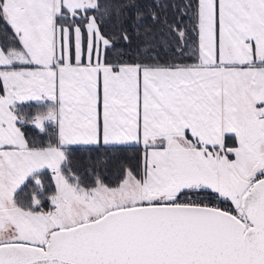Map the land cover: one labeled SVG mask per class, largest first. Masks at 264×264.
<instances>
[{
    "label": "snow or ice",
    "instance_id": "1",
    "mask_svg": "<svg viewBox=\"0 0 264 264\" xmlns=\"http://www.w3.org/2000/svg\"><path fill=\"white\" fill-rule=\"evenodd\" d=\"M0 264H264V0H0Z\"/></svg>",
    "mask_w": 264,
    "mask_h": 264
},
{
    "label": "trees",
    "instance_id": "2",
    "mask_svg": "<svg viewBox=\"0 0 264 264\" xmlns=\"http://www.w3.org/2000/svg\"><path fill=\"white\" fill-rule=\"evenodd\" d=\"M137 153L135 151L129 150L123 154V157H115L111 162L112 170L115 171V166L120 159H126L128 163H135Z\"/></svg>",
    "mask_w": 264,
    "mask_h": 264
}]
</instances>
